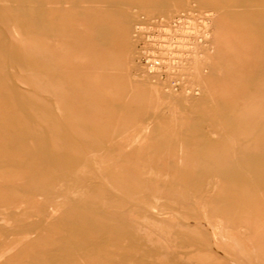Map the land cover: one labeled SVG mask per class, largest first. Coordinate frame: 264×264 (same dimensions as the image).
Here are the masks:
<instances>
[{
    "label": "rangeland",
    "instance_id": "rangeland-1",
    "mask_svg": "<svg viewBox=\"0 0 264 264\" xmlns=\"http://www.w3.org/2000/svg\"><path fill=\"white\" fill-rule=\"evenodd\" d=\"M190 4L211 52L168 96L131 33ZM0 264H264V0H0Z\"/></svg>",
    "mask_w": 264,
    "mask_h": 264
},
{
    "label": "bare ground",
    "instance_id": "bare-ground-1",
    "mask_svg": "<svg viewBox=\"0 0 264 264\" xmlns=\"http://www.w3.org/2000/svg\"><path fill=\"white\" fill-rule=\"evenodd\" d=\"M179 11L168 15L139 14L132 29L130 42L134 51V60L151 84L162 89L168 96H176L180 93H185L187 96L197 95L198 89L190 71L195 65L204 63L211 52L209 31L212 29L214 17L212 12L201 10L195 4H190ZM178 12L179 14L171 20H165ZM191 84H194L195 88L191 87ZM126 133L129 134L124 138L128 139L130 132L126 131ZM108 186L104 183L106 189ZM150 211L157 214L155 218H162L167 222L179 218L174 214L171 215L173 212L164 213L163 210L161 213L154 207L150 208ZM179 219L185 226L188 225L187 221L181 217ZM154 223L156 225V222ZM199 224L202 227L201 222ZM191 228L196 232V225L189 229ZM204 230L210 238L211 251L214 246L217 250L213 228L207 223V228ZM224 255L227 254L223 252Z\"/></svg>",
    "mask_w": 264,
    "mask_h": 264
},
{
    "label": "crops",
    "instance_id": "crops-1",
    "mask_svg": "<svg viewBox=\"0 0 264 264\" xmlns=\"http://www.w3.org/2000/svg\"><path fill=\"white\" fill-rule=\"evenodd\" d=\"M110 182L112 183V186L113 187H115V184H114V182H113V180H112V178L110 177ZM102 185V184H101ZM103 186V185H102ZM104 187V186H103Z\"/></svg>",
    "mask_w": 264,
    "mask_h": 264
}]
</instances>
